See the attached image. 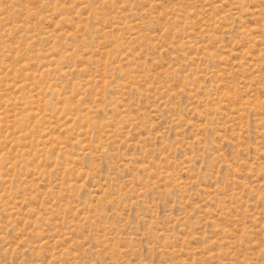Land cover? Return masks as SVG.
Segmentation results:
<instances>
[{"label": "rangeland", "instance_id": "obj_1", "mask_svg": "<svg viewBox=\"0 0 264 264\" xmlns=\"http://www.w3.org/2000/svg\"><path fill=\"white\" fill-rule=\"evenodd\" d=\"M0 264H264V0H0Z\"/></svg>", "mask_w": 264, "mask_h": 264}]
</instances>
